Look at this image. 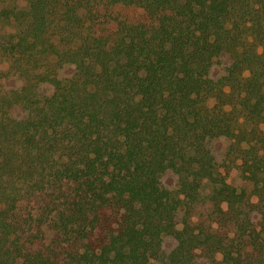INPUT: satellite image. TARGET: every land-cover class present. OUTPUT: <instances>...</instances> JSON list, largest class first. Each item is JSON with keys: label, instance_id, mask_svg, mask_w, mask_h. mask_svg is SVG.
I'll list each match as a JSON object with an SVG mask.
<instances>
[{"label": "trees", "instance_id": "16d2710c", "mask_svg": "<svg viewBox=\"0 0 264 264\" xmlns=\"http://www.w3.org/2000/svg\"><path fill=\"white\" fill-rule=\"evenodd\" d=\"M4 22L0 264H264V0H0Z\"/></svg>", "mask_w": 264, "mask_h": 264}, {"label": "rangeland", "instance_id": "374dc122", "mask_svg": "<svg viewBox=\"0 0 264 264\" xmlns=\"http://www.w3.org/2000/svg\"><path fill=\"white\" fill-rule=\"evenodd\" d=\"M6 5L12 9H26L29 6V0H6ZM17 31V27L14 23L4 22L0 28V40L9 36L11 33ZM11 68V60L6 57H0V71L4 72ZM16 79H13L6 83V90H10L16 85ZM208 195V187L204 191V196Z\"/></svg>", "mask_w": 264, "mask_h": 264}]
</instances>
